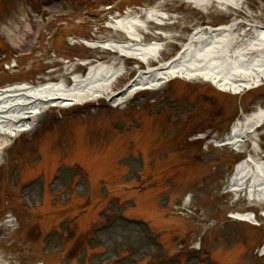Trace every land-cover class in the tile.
<instances>
[{"label": "rangeland", "instance_id": "rangeland-1", "mask_svg": "<svg viewBox=\"0 0 264 264\" xmlns=\"http://www.w3.org/2000/svg\"><path fill=\"white\" fill-rule=\"evenodd\" d=\"M109 1L0 0V69L7 70L0 75V85L20 80L35 85L46 80L71 83L78 73L85 74L89 65L115 62L119 66L123 61L132 72L113 85V92L117 91L127 77L147 64L132 58L114 60L115 53L92 48L83 39L126 41L120 30L110 26L111 18L141 14L151 6H158L166 16L156 20L162 24L153 25L159 31L153 26L151 31L167 35L159 40L163 43L160 61L171 59L181 50L196 27H222L232 20L264 25V0H242L234 12L224 13L195 8L183 0H125L107 16L110 24L97 21L94 27L99 8ZM241 21L237 33L239 43L245 44L252 31L243 30ZM56 26H60V33L50 61L42 64L35 75H15L18 65L26 66L29 58L25 54L36 39L45 43ZM150 26L142 30L145 37L141 43L147 42L149 34L145 31H150ZM155 65L156 61H151L148 66ZM105 97L44 112L7 155L0 152V225L7 219L13 221L5 231L0 227V264H264V198L249 200L247 185L242 192L225 196H219L216 189L223 175V157L239 163L249 157L264 162V125L239 151H218L212 146L222 114L231 116L239 107L247 106L249 112L264 109V82L240 99L218 91L209 82L184 78L172 79L157 89L138 91L116 106L108 104ZM32 138L34 146L26 152L23 143ZM41 148L46 156L32 159L31 165L45 171L43 182L61 166L77 184L88 185L92 196L80 199L81 195H74L68 205L64 204V195L56 202L44 196L47 207L37 206L39 182L33 180L27 189L20 187L28 176L20 177L18 165L29 160L32 150L39 152ZM18 154L25 155L20 158L23 162ZM16 171L18 177L12 179ZM15 187H20L18 193ZM171 204L179 213L177 217H166ZM120 209L162 232L158 239L163 238L171 252L178 253L164 257L162 250L150 242L148 251L138 249L137 242H146L139 223L132 224L137 225V242L132 238L133 247L126 248L128 245L121 240L129 233H124L126 223L117 216ZM82 211L76 231L78 222L70 221ZM235 212H254L259 225L226 217ZM66 224L74 226L67 237L63 234ZM95 226L101 229L91 231ZM61 240L64 249L59 252ZM116 247L121 249L115 251Z\"/></svg>", "mask_w": 264, "mask_h": 264}, {"label": "bare ground", "instance_id": "bare-ground-1", "mask_svg": "<svg viewBox=\"0 0 264 264\" xmlns=\"http://www.w3.org/2000/svg\"><path fill=\"white\" fill-rule=\"evenodd\" d=\"M183 1L191 4L195 8L234 12V10L239 8L242 0ZM138 15H141V17ZM164 19H166V16L158 9V6H151L143 9L141 14H130V16L121 17L110 26L119 29L129 41H127V38L126 42L109 40L102 45L106 48L117 49L121 54L140 57L141 59L144 58L147 62L156 60L155 58L161 55L160 49L163 48V43L159 40L165 37L166 34H159L158 27L153 25L157 22L158 24H162L161 21L155 20ZM149 23L151 25V30L150 34L146 36L148 37L146 38L147 42H135L140 39L141 36L139 34H142V30L149 27ZM236 25L237 22H233L232 20L229 26L219 32L212 30L205 33L201 32V29H196V32H192L188 35L181 47L183 48L185 46V50L182 52L183 61L171 62L168 69L165 71L158 72L155 69H148V72L144 74H149L146 77L141 75L137 86L140 84L156 86L159 84L156 77L159 75L162 76L163 72L168 73L170 76L181 71H185V75L189 78L199 76L213 78L212 76L214 75V80L218 81L219 79L220 82H218L220 87L224 89L228 88V90L236 91L245 85L254 84L255 82H250L249 84L248 82L251 78L252 80H254L255 77L256 80L258 79L257 72L264 75V31H258L256 36L251 39L261 42L262 45L258 54L247 59L249 56L243 51V43H239L240 36L237 33L238 27ZM152 26L158 30H156L157 32L154 34L151 33L153 30ZM162 30L164 29L160 28V31ZM19 41L22 42V39L18 40V42ZM249 43V45L256 44L252 41ZM94 45L96 46L98 43H94ZM235 45L236 48L233 49ZM222 56H225V59H223ZM120 59L123 60V58ZM122 69L123 67L120 65L117 66L115 62H99L89 66L86 75H75L72 78L74 83L70 86L67 84L68 81L60 80L57 83L47 81L36 86L19 83L0 88V131L11 132L13 130L30 129L34 126L36 118L44 111L52 109L53 106L60 108L63 105H74L76 103L90 101V99L92 101L98 96L107 95L108 91L112 88L114 77L119 74ZM255 70L259 71L256 72ZM169 76L166 78L168 79ZM259 78H261L260 75ZM223 91L225 92L226 90ZM229 93L231 92L229 91ZM128 96L129 94H121L118 95V97L115 96L113 103H116V101L122 102ZM263 119L264 112L261 110L252 112L243 118L240 124H245V128L249 130L248 132L250 133L247 136L248 138L257 131L256 126H258L259 122ZM254 126L255 129L251 132ZM241 130L240 134L244 135L246 130L243 128ZM240 134H238V136ZM2 141L3 139L0 138V148L4 146ZM236 168L237 173L230 183V188L241 189L247 185L250 199H263L264 162L249 157V159L242 161ZM240 216L246 220H253L254 218L250 213ZM124 227V233L127 232L129 235L125 234L122 241L128 243L132 248V238L137 242V235H135L137 227L130 224H126ZM139 245V242L135 244L138 249L143 251H146L148 248L147 242H143L142 245Z\"/></svg>", "mask_w": 264, "mask_h": 264}]
</instances>
